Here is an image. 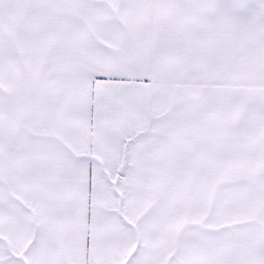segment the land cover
<instances>
[{"label":"snow or ice","instance_id":"6c2138e0","mask_svg":"<svg viewBox=\"0 0 264 264\" xmlns=\"http://www.w3.org/2000/svg\"><path fill=\"white\" fill-rule=\"evenodd\" d=\"M0 264H264V0H0Z\"/></svg>","mask_w":264,"mask_h":264}]
</instances>
